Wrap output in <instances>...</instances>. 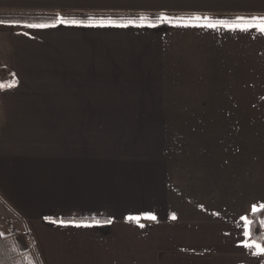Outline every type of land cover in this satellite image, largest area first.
<instances>
[{
	"label": "crops",
	"instance_id": "crops-1",
	"mask_svg": "<svg viewBox=\"0 0 264 264\" xmlns=\"http://www.w3.org/2000/svg\"><path fill=\"white\" fill-rule=\"evenodd\" d=\"M160 15L264 0H0V264H264L242 219L264 209V33L24 27Z\"/></svg>",
	"mask_w": 264,
	"mask_h": 264
},
{
	"label": "snow or ice",
	"instance_id": "snow-or-ice-1",
	"mask_svg": "<svg viewBox=\"0 0 264 264\" xmlns=\"http://www.w3.org/2000/svg\"><path fill=\"white\" fill-rule=\"evenodd\" d=\"M175 24L177 26L182 27H207V28H218L225 27L229 28L233 31L240 29L241 31H249L250 29H257L261 33H264V16H252L251 18L238 17L235 21H212L209 17H201V16H192L188 18L180 17H171L168 15H160L155 21L149 19L147 16H140L138 19H127V20H114L112 18H100L96 19L93 17H89L85 20H76V19H65L63 16H58L55 21L52 23H28L25 24L24 27L29 29H46L56 27L58 25H72V26H84V27H121L127 28L129 26L133 27H156L159 24ZM3 87V85H0ZM253 211H256V207L253 206ZM130 220H136L139 222V217H129ZM145 219L156 220V216L147 215ZM175 219V216H173ZM245 221L246 225H249V231L245 232V236L249 237V240L245 242L244 247L249 249H255L254 255H264V243L257 242L251 239V230L250 225L251 221L248 220V217H242ZM261 225H264V221H260ZM88 226V225H84ZM141 227L143 225L141 224Z\"/></svg>",
	"mask_w": 264,
	"mask_h": 264
},
{
	"label": "rangeland",
	"instance_id": "rangeland-1",
	"mask_svg": "<svg viewBox=\"0 0 264 264\" xmlns=\"http://www.w3.org/2000/svg\"><path fill=\"white\" fill-rule=\"evenodd\" d=\"M166 125L167 144H195L190 140L188 118H166ZM178 125H182V127L179 128ZM104 127L108 128L107 125ZM14 252L15 249L10 241L7 242L5 248L1 245V253L12 254ZM7 264H30V261L7 259Z\"/></svg>",
	"mask_w": 264,
	"mask_h": 264
},
{
	"label": "trees",
	"instance_id": "trees-1",
	"mask_svg": "<svg viewBox=\"0 0 264 264\" xmlns=\"http://www.w3.org/2000/svg\"><path fill=\"white\" fill-rule=\"evenodd\" d=\"M264 215V209L252 212L248 215V220L251 221V239L257 242L264 243V229L260 221Z\"/></svg>",
	"mask_w": 264,
	"mask_h": 264
},
{
	"label": "built area",
	"instance_id": "built-area-1",
	"mask_svg": "<svg viewBox=\"0 0 264 264\" xmlns=\"http://www.w3.org/2000/svg\"><path fill=\"white\" fill-rule=\"evenodd\" d=\"M11 228L14 229L13 226H11ZM15 232H17V231L15 230Z\"/></svg>",
	"mask_w": 264,
	"mask_h": 264
}]
</instances>
